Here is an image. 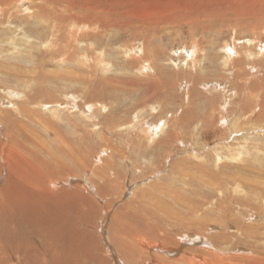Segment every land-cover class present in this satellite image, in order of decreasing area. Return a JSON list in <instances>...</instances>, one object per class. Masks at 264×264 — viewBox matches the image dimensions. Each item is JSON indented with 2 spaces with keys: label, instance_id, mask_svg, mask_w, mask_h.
I'll list each match as a JSON object with an SVG mask.
<instances>
[{
  "label": "bare ground",
  "instance_id": "bare-ground-1",
  "mask_svg": "<svg viewBox=\"0 0 264 264\" xmlns=\"http://www.w3.org/2000/svg\"><path fill=\"white\" fill-rule=\"evenodd\" d=\"M38 1H40V4L37 5L38 8L36 11H33L31 5L29 6V9L31 10L27 15H33L36 19L34 23L29 24L27 23V18L25 20L19 13H13V11L20 5L21 10L27 12V2L22 3L21 0H0V27L3 25L2 29H0V33H4L8 30H11L13 33L20 34L21 40H29L28 38H32V40H34V45H31V47L29 48V54L31 56H28L26 58L27 64H24L26 66L25 72L19 70V68H16V66L5 64V62L3 61V57H5L4 60H11L13 58L6 57L10 54L11 51L9 49H6L2 44H0V56L2 55V58L0 59V88L10 86V84L12 85L18 83L21 84L24 89L32 90L33 94L28 99L29 105L46 100L56 101L59 95L57 93L56 88H51L52 85L67 86V88H65L66 90L62 93V96L70 95L74 90H76L78 85L86 84L87 87L91 88V79L93 77L94 72L88 73L86 75L84 74V72L87 71L89 67H91L99 76H102L103 73L106 74L102 81H106L107 85L102 87V85L100 84V80H97L98 83L96 82L94 84V87H92L88 92L82 91V96L79 98L80 101H76L78 105H80V102H83L85 100H91L89 102L84 103L86 105V109H92L94 107V103H99L100 106H102V109L98 107V112L94 111L91 116L89 115V117H87L88 115H86L85 120L91 122L89 123L82 120L81 125L76 128L77 130L87 127L88 125H92L93 130H98L100 128L105 129L102 126L99 118L100 116H103V114L108 123H112L115 120H128V118H123V116L121 115L117 119H115L114 110H111L109 113H103L102 111L105 109L107 110V108L109 107L107 103L100 99L103 94H107L113 89H119L122 90L124 93L132 94V96L139 99L138 101H134L133 104L130 106V113L135 114V116H133L135 117L133 121V127L136 131H141V134H139L134 140V142L137 143L134 146V151L137 152L138 156L140 154L149 153L150 149L152 148V166L157 165L160 169L165 164L164 157H155V155H157L156 152L158 153L159 151H164V148H167L168 151H170L171 149L169 147L172 148L175 142L177 141L180 142L181 145H184L186 148H188L189 152L192 151L188 155L187 161L191 160L193 163L197 162L193 166L190 165L189 171H186L185 169L180 168L178 166L183 163V159H181L176 164L169 165V175L166 177V179L167 181L169 180L168 190L171 192V194H169V196L167 195L169 199L166 200L170 201V207L166 204V206L169 208L165 211V214L168 215L170 219L169 222L168 220H164L166 219L165 217L164 219L160 218H163V216H156L157 222H152L151 228L149 219L150 215L148 214V211L139 206V210L145 212V214L148 215L147 220L145 219V215L143 214V217L141 218L138 216V222L136 225H120L117 227L118 230H125L126 233L130 234H134L132 232L134 230L141 231L146 236H150L152 238V241L159 240L158 234L167 237L164 240L163 244L171 246L172 248H164L165 246H158V250L173 253L178 257L172 261H168L167 259H165L162 264H209L219 259L218 253L221 252L220 248L223 242L228 243V248H226L225 251L230 252V254L236 255H230L229 259L241 257L243 260H245L246 264H250L251 262L254 263L256 261H259L260 264H264V248L259 247L260 244L258 245V243L264 241V238L261 236H264V233H261L259 229L261 227V224L259 223V225H256L258 229L256 232H253L254 225H251L250 228V226H247L248 223H245L239 218V216L242 215L244 218L250 220L253 219V214H264V186H260V184L256 183V181H252L251 179H245L243 181L240 180V178L236 174V171H233L232 169H225V163L221 164L220 168L216 164V159L212 156L211 153L212 150H216L217 159L219 158V155L222 152H225L228 155H226L228 158H234L235 156H238L241 153H247L246 150L250 149L248 148V146H246V144L239 143L234 148V143L231 144L229 141L233 136L234 140L239 142V133H243L242 136H249L240 138L248 140L246 141V143H252V145L255 147V150L257 152L260 151V144H254V140L252 141V139L253 137L255 138L256 136H261L260 133L264 132V129L262 128L263 126H257V121L259 120L260 113L264 111V105H259L258 108H261L262 111L258 109V111L256 112V107H252L256 101H253L254 103L247 104L246 106L242 105V107H238L236 101L234 100L230 103L227 101L225 103L218 102V106H216L215 99H217V96L216 98L206 97V102L208 104L206 102H203V99L202 101H199L198 98L201 97V92L199 89H197V87L198 85L204 84L206 82L203 81V78H207L205 75L206 73H202L200 68L206 67L207 64L202 63H205L209 56L207 53V49L201 44V42L197 43L198 40H196V37L200 34L204 38L210 36L211 34H214V26L217 23L222 24L225 23L227 20L231 22L232 18H234V20L238 21L239 23L247 22L246 19L241 18V15H247L248 20H250L251 22H254L255 20L260 18H264V0H262L256 6L257 10L255 13L253 9L254 5L250 0H247L246 6H240L241 2L235 3L229 0L217 3L201 2L195 6L181 4L180 8L182 9L183 13L180 14L176 19L171 20L152 18V21H146L144 20L145 18L143 16L132 15L126 12L124 9L113 5L110 0L109 4L106 0H88V4L86 6L79 7H70V5L74 4L75 1L79 0H59L65 8L63 10H59L57 8V3L54 0ZM38 20H40L41 22H46V25L40 26L38 24ZM185 21L188 24L189 33L191 31L192 38L194 39V41L192 42V46H190V50H186V52L189 53L187 59L185 57V59L188 61V64L193 67L195 73V76L191 77L193 81L192 83L190 82V89L184 93V95L188 97L189 101L186 103H182L177 108V112L172 115V118L170 117V113H166L167 111H174V108L169 109V107H165L170 106V102L165 103L163 113L166 114V121H163V119H161L157 123H148L146 121V118H149L151 116H149V113L146 114L147 112L144 113V98L151 97L152 92L155 93L157 91L154 86V83L162 73L161 66L155 64L157 61L155 60V58H157L159 50L157 49L155 51H152L154 49V47L152 49V45L154 44V42H152V39L155 37L158 38V35L163 33L166 29H168L169 31H172L173 28H177V30H180L178 27H181L180 25H182ZM65 22L76 24L77 26H79L80 30L83 28L85 29V31L80 33L79 38H75V33H72L70 37H68L70 28H67L64 33L62 29V24H64ZM8 24H12L17 27L15 30H12L8 27ZM48 30L50 31L48 32ZM148 30H150V32ZM48 35L50 37H53V41L56 40L55 37H61L67 43V45L65 46V48L59 47L57 50H50L49 52V49H42V44L48 42ZM143 36H145V38ZM142 37L144 38L141 46L142 53L138 56H132L127 54V56L131 57V60L127 62L128 65H135L132 67L141 68V70L143 65L146 66L147 69H145V72L141 74L142 78L134 77L128 79V77L126 76H114V74L112 75L107 72L103 66L88 65L89 52H98V45L104 44V40H102L103 38H107V44H114L115 42L119 43L118 41H123L128 46L123 51H129L132 48L130 42H132L133 39H141ZM77 40L85 42L88 45L89 43L90 45L93 44V48L89 49V47H86L88 51L86 58L83 59L81 63L79 62L78 66L74 71H63L62 74H57L56 72L49 73L46 70H43L44 68L41 67V65H47V63H45L44 61V57L46 55L49 56L52 60L58 58H61L63 60H70L74 54H78L79 48L69 45ZM7 41L8 43L11 42L9 39ZM203 41L208 43V46L211 48H214V45L216 44L215 39L206 38ZM53 44L54 42L51 43V45ZM101 46V48H103L104 45ZM227 47H230V49L226 50ZM227 47H224V52H226L230 57H232V60H234V62L236 61L239 63L241 58H236L237 53L235 54V48L232 45H228ZM198 52H201L204 58H200ZM78 56L79 58L83 57L81 55ZM230 57L227 56V58ZM244 62L245 64H247L245 58H243L241 65H243ZM252 64L253 66L249 64L252 72L263 65H260V62H258L256 66L254 63ZM34 67L38 69H35ZM27 70L29 72H27ZM165 71L166 70H163V72ZM260 71L261 70H259V72ZM244 72L245 70L237 72V75L235 76L233 82V91H239V89L236 88L237 85L242 86L240 87V89H250L252 88V86L254 87L255 85H259L258 87H262L260 81L263 80H255L256 77H252V72H250L249 75H245ZM7 77L11 79H8ZM33 77H35L36 80H33ZM143 78H148L152 81H150L149 85L141 89V87L138 86L144 85ZM162 79L164 82L169 83L168 79L165 80L164 77H162ZM250 79L251 83H249ZM38 80H42V83L47 86L46 90L43 89L41 86H39L36 90L33 89V85ZM256 81H258L259 83H256ZM96 84L97 86L95 87ZM218 84H215V86L212 87L214 89L222 87L221 84ZM253 90H250L252 94ZM219 94L222 97L224 96V94L222 93ZM13 95L14 94L12 92L11 95L9 94L8 96L0 95V99L6 100L2 103L3 105L1 104V106H6L8 108L2 111V108L0 107V127L2 128L0 129V158L4 155L6 148H9V153H12V150L10 148L15 149L16 142L18 143L22 139L23 134L27 135L26 130L29 128V124L33 125V123L37 124L43 122V117L39 113L33 114L26 107H20L17 105L18 108L21 110L19 114L17 111H13L14 109H16L15 103H13V101L18 97V94L16 93L14 96ZM7 98L9 100H7ZM71 98L73 99L71 106L73 108L77 107L75 103V96L71 95ZM156 100L158 102V99ZM242 103H244V100L242 101ZM49 104H53L55 106H50L45 103H39L40 106L46 108L47 110H50L51 112L55 110L54 113L59 116L62 110L60 108L61 104H58L57 102ZM229 104L234 105L230 106ZM38 108L42 109L41 107ZM149 108V111L152 110L155 112L156 110V108H154L152 104H150ZM179 110H181V113H179ZM219 110H222V113L216 112ZM235 113H239V118L241 122L246 118L250 117L251 115L252 118L250 120V123H242V130L239 131V129L235 127V130L231 129L234 132L232 131L231 134L228 135V133L226 132L227 127L232 128L238 123L237 122L235 124L234 122V124H231L230 121V115ZM219 114H221V116ZM163 116L164 115H162L160 118H163ZM237 116L235 117L234 115L235 121L239 119H236ZM38 117L40 119V122L37 121ZM25 118H27V121L25 120ZM92 120L94 121L92 122ZM261 122L264 123V120L260 121V123ZM193 123H195L193 131L195 132V134H197L196 139H193L189 135V131ZM128 125H130V123ZM179 126L182 127L179 128ZM5 129L6 131L4 132L3 130ZM55 131L59 134L61 133L60 129H57ZM190 134L192 135L191 132ZM94 135H102L101 138L106 139L103 133H97ZM85 137L88 142H90L92 135H88V133H86ZM175 137L176 141H173ZM60 139L62 141L64 140L63 134L60 135ZM181 139H186V144H184V141H180ZM195 140L203 141L204 144L202 146L196 147L195 143L198 141ZM66 141L69 144H72L69 141L67 135ZM145 141L147 143H145ZM141 142L144 146L138 144ZM205 143L208 144L205 147V149L207 150L206 152H204L202 149V147L205 146ZM81 145L82 146L79 149L82 150V154L85 157L89 158L88 148L84 145V143H82ZM91 145L94 144L91 143ZM25 146L28 145L25 144ZM66 146L67 149H72V146ZM180 148L181 147H178V149ZM63 149L66 148L64 146L59 148L58 151H62L58 155L68 156L72 153ZM226 150L228 152H226ZM24 151L31 152V149L26 148ZM43 153L44 151L39 150L38 157H34L33 159L30 157L29 154L27 155V160L26 158L17 155L19 161L25 163L29 168L35 169L37 173L36 182L39 186L46 187L50 182L54 184V180L59 178H56L54 176L61 174L60 177H64L66 175H70L72 173V170L75 169V165L73 163L58 161L55 157L50 163L42 162L45 159L42 156ZM205 157L207 158L206 162H198V160H205ZM251 160L252 162L258 160L257 164H252L253 168L257 170L264 168V162H262L260 158H255L253 156ZM105 161L106 168L102 169L101 172H104L106 170L105 173L107 174V171L110 170V167L107 166H110L111 163L109 159ZM113 162L117 165V162ZM149 162H151V160H149ZM0 166L2 165L0 164ZM193 168H195L196 170H193ZM194 171H197L198 173L200 172L202 174L201 177L195 176L197 174L194 175ZM10 172L12 173L11 170ZM172 173H175L178 176L175 177V179H172ZM79 177H84V175L79 176L78 173H74L68 178L67 182H64V184H68L77 189H83L84 191L90 190L92 188H95V191L97 190V188L99 189L100 186L98 184L97 186L93 184L92 180L94 179H92L91 177L86 176L84 177L86 178L85 180ZM96 180H98L97 182H99V179L96 178ZM101 182L102 187H100V191L102 192L105 191V186L109 187L110 189L112 188L111 185L114 183L113 179L109 177H102ZM165 182L166 181H164V183ZM174 183L178 184L177 187L179 188H175ZM9 185L10 184H6L4 186L9 187ZM25 185L34 186L36 184H30L26 182ZM231 185H235V189L243 187L246 192L245 194H247V192L248 194L242 198L236 197L237 195L232 194V190L230 189ZM163 186L166 187L167 184H164ZM160 190L162 191V189ZM160 192H158L159 195L162 193ZM153 194H155V191ZM162 197H159L157 199L160 200V198ZM60 198H64L66 201H69L66 197ZM79 200L83 203H86V205L88 202L91 201L90 197L88 196L84 198L80 196ZM158 201L154 202L157 203ZM211 202H213V205L211 207H206ZM233 204L239 205L240 211L238 213L234 211V208L232 206ZM0 206L2 209L0 211V242H2L4 239L5 242L3 245H6L4 247L0 246V264H49L50 258L47 256L46 248L48 241L47 234L50 235V238L52 240H58L60 242L58 255L53 260L54 264H74V262L78 258L79 253L81 251L86 252L88 250L89 244L86 243L88 242L87 231L75 226L69 217H65L66 214L61 213L60 216L54 217L53 221L48 222V219L47 222L45 221V223L38 221L33 236H31L28 240H22L21 236L18 235L17 231L9 227L8 222L15 220L14 218H18L23 224H31V221H29L28 217L26 216L29 206L25 204L22 200H18L13 203L12 201L6 199L0 201ZM217 210L220 213H218ZM38 211L40 213L39 215L41 216L44 211L43 207L38 208ZM102 212L103 211H101V213ZM6 214H9L10 216ZM96 214H98L97 210ZM157 214L158 212H156V215ZM128 222L129 221H126V223ZM261 222L264 224V221ZM218 223L223 227L224 231L222 230V233H220V231L219 233L215 231L217 228L216 224ZM50 224L52 225V227L49 228ZM54 225L58 226V229L55 231L52 230ZM113 225H117L116 219H114ZM233 225L235 227H233ZM165 226H172L173 229H171V231H168L167 229H169V227L166 229ZM46 227L47 229L45 230ZM208 227H210L208 231L211 230L212 233L210 232L208 234V231H205ZM230 227L235 228V232L238 235L231 233L230 230L232 229H230ZM21 228H23L22 225ZM145 235L143 236V238H140V240L147 242L148 245L147 237H145ZM39 237L43 239L42 243H40V241L38 240ZM231 242H234V247L230 246ZM37 243L40 244L37 246ZM188 243H193L196 245V247H185ZM245 249H247V251L252 254H256V257L252 258L250 254H248L249 256H247V254L245 253ZM20 251L24 254L25 262L19 256ZM246 258L248 259L246 260ZM235 264L242 263L239 260Z\"/></svg>",
  "mask_w": 264,
  "mask_h": 264
},
{
  "label": "rangeland",
  "instance_id": "rangeland-1",
  "mask_svg": "<svg viewBox=\"0 0 264 264\" xmlns=\"http://www.w3.org/2000/svg\"><path fill=\"white\" fill-rule=\"evenodd\" d=\"M21 1L22 3L27 2L26 8L28 9V11L27 12L22 11L20 5L13 11V13H19L25 20L27 18V23L29 24L34 23L36 21L34 16L27 15L31 10L29 9V6L31 5L33 11H36L38 8L37 5L40 4V1L38 0H21ZM54 1L57 3V8L59 10L65 9L63 7V4H61L59 0H54ZM106 1L109 4V0ZM222 1L225 0H110V2L113 3V5L118 6L121 9H124L126 12L132 15L143 16L145 18L144 20L146 21H152V18L171 19V20L176 19L180 14L183 13L182 9L180 8L181 4H188L190 6H195L201 2L217 3ZM229 1L235 3L241 2L240 6H246V2H247V0H229ZM250 1H252L254 5L253 9L255 13L257 10L256 6L262 0H250ZM87 2L88 0L75 1L74 4L70 5V7L86 6L88 4ZM241 18L246 19L247 22L239 23L238 21L234 20V18H232L231 22L227 20L225 23L222 24L217 23L214 26V30H215L214 34H211L210 36H207L205 38L202 37L201 34L196 37V40H198L197 43L201 42V44L207 49V53L209 56L208 59L205 61V63H202V64H207L206 67L200 68L202 73H206L205 75L207 78L206 79L203 78V81L206 82L204 84L198 85L197 87V89H199L201 92V97L198 98V100L202 101L203 99V102H206V97L216 98L217 96V99H215L216 106H218V102L225 103L227 101L230 103L231 101L234 100L236 101L238 107H242V105L246 106L247 104H251L256 101L252 107L253 108L256 107L255 111L257 112L258 109L262 111L261 108H258L259 105H264V82H263L264 81V55H263L264 54V18L257 19L254 22L248 20L247 15H241ZM38 24L40 26H44L46 25V22H41L40 20H38ZM180 26L181 27H178L180 30H177V28H173L172 31L166 29L164 30L163 33L158 35V38L155 37L152 39V42H154V44L152 45V49L153 47L154 49L152 51H155L157 49L159 50V54L157 58H155V60H157L155 64L161 66L162 73L154 83V86L157 89V91L155 93L152 92L151 97L144 98L145 101V104H143V109H145L144 113L147 112L146 114L149 113V116H151L149 118L147 117L148 119L146 118V121L148 123L149 122L152 124L157 123L161 119H163V121L164 120L166 121L167 117L165 115L169 113L171 115L170 117L172 118L173 117L172 115H174L177 112V108L182 103H186L189 101L188 97H186L184 93L190 89L191 86L190 82L192 83L193 81L191 77L195 76V73L193 67L190 64H188V61L186 60L187 56L189 55V53H187L186 50H190V46H192V42L194 41V39L192 38L191 31L189 33L188 24L186 21L183 22V24ZM2 27L3 25L0 27V29H2ZM8 27L12 30H15L17 26L8 24ZM67 28H70L68 37H70L72 33H75V38L76 37L79 38L80 33L85 31V29L82 28L80 30L79 26H77L76 24H71L70 22H65L64 24H62L63 33ZM49 31L50 30H48V32ZM148 31L150 32V30ZM143 37L145 38V36ZM143 37L141 39H133V41L130 42L132 48L129 51H123L126 49V47H128L123 41H118L119 43L115 42L114 44H107V38H103L102 40H104V44L98 45L99 47L97 48L98 52H91V53L89 52L88 65L103 66L107 72H109L112 75L114 74V76L115 75L126 76L128 77V79L134 77L142 78L141 74H143L145 72V69H147L146 66L143 65L141 70V68L132 67L135 65H128L127 62L131 60L130 59L131 57L127 56V54L132 56H138L139 54L142 53L141 46L144 40ZM20 38H21L20 34L13 33L11 30H8L4 33H0V44H2L6 49H9L11 51L10 54L7 55L6 57L13 58L11 60H4L5 57H3V61L5 62V64L16 66V68H19V70L25 72L26 66L24 64H27L26 58L28 56H31L29 54V48L31 47V45H34L33 43L34 40H32V38H28L29 40H21ZM48 38H49L48 42L42 44V49H49L48 52L50 50H57L59 47L65 48V46L67 45V43L61 37H55L56 39L55 41H53L52 39L53 37H50L49 35ZM206 38L215 39L216 44L214 45V48L209 47L208 46L209 44L203 41ZM8 39L11 41L10 43H8L7 41ZM52 42H54L53 45H51ZM69 45L79 48V53L74 54L72 56L73 60L72 58L70 60H63L61 58L52 60L49 56L46 55L44 57V61L45 63H47V65L42 64L41 67L44 68L42 69L46 70L49 73L56 72L57 74H62L63 71H74L78 66L79 62L81 63V61L86 58L88 52L86 47H89V49L93 48V44L90 45L89 43L88 45L85 42H81L79 40L74 41V43H71ZM101 45H104L103 48H101L102 47ZM228 45H232L235 48V54L237 53L236 58L238 57L241 58L239 63L236 61L234 62V60H232V57H230L226 52H224V47H227ZM229 49L230 47L226 48V50ZM198 54L200 58L201 57L204 58L201 52H198ZM78 55H81L83 57L79 58ZM227 56L230 58H227ZM1 58L2 55L0 56V59ZM243 58L246 59L247 64H245L244 62L243 65H241ZM258 62H260V65L261 64L263 65L252 72L249 64L253 66L252 63H254L256 66ZM163 70L166 71L163 72ZM241 70H245L244 72L245 75H249V73L252 72L253 73L252 77L254 76L256 77L255 80L258 81L263 80L260 81L262 87H258L259 85L257 86L255 85L254 87L252 86V88L250 89H245V88L240 89V87L242 86L237 85L236 88L239 89V91L238 90L233 91L234 88L233 82L235 76L237 75V72H240ZM259 70L261 71L259 72ZM27 72L29 71L27 70ZM93 72L94 74L91 79L92 87H94V84L96 82L98 83L97 80H100V84L102 85V87L106 86L107 82L102 81V79H104V77L106 76L105 73H103L102 76H99L93 68L89 67L88 70L84 72V74L86 75L88 73H93ZM162 77H164L165 80L168 79L169 83L164 82ZM143 79H144V85L138 86L141 87V89L149 85L150 81H152L148 78H143ZM33 80H36L35 77H33ZM258 81H256V83H259ZM218 83L221 84L222 87H218L217 89H214L212 86H215V84ZM249 83H251V79ZM39 86H41L45 90L47 89V86L44 83H42V80L36 81V83L33 85V89L36 90ZM96 86L97 84L95 85V87ZM51 88H56L57 93L59 95L56 101L46 100L31 105H29L28 99L33 94L32 90L24 89L23 86L18 83L12 85L10 84V86L0 88L1 96H8L9 94L11 95V92L14 95L16 93L18 94L17 95L18 97L13 101V103H15V108H16L13 111H17L19 114L21 110L18 108V106L26 107L31 111V113L33 114L39 113L43 117V122H40V119L38 117L37 121L40 123L37 124L33 123V125L29 124V128L26 130L27 135L25 134L22 135V139L18 143L16 142L15 149L10 148L12 150L11 151L12 153H9L8 152L9 148H6L4 155L0 158V164L2 165L0 166V201L6 199L15 203L18 200H22L25 204L29 206L26 216L28 217L29 221H31V224H23L21 223L20 219L14 218L15 220L8 222L9 227L12 228L13 230H16L18 235L21 236L22 240H28L31 236H33L38 221L44 223L45 221L47 222V219L48 222L53 221L54 217H58L62 213V214H66L65 217H69L75 226H77L82 230L87 231L88 242L86 243L89 244L88 250L86 252L81 251L78 255V258L76 259L75 257L76 261L74 262V264H162L165 259H167L168 261L175 260L178 257L177 255L163 250H158L157 248L158 246H165L164 248L167 247L172 248L171 246H167L163 244L164 240L167 237L158 234L159 240L152 241V238L150 236L149 237L146 236L141 231L134 230L132 231L134 234H130V233H126L125 230L119 231L117 227L120 225L125 226L127 224L129 226L136 225L138 222V216L141 218L143 217V214L145 215V219L147 220L148 215L145 214V212L140 211L139 206H141L142 208L148 211V214L150 215L149 219H150L151 228H152V222H157L156 216H163V218L162 217L160 218L164 219L165 217L166 219L164 220H168V222L170 221L168 215L165 214V211L170 207L169 206L170 201L168 200L169 201L168 204V201L166 200L169 199L168 196L169 194H171V192L168 190L169 180L167 181L166 179V177L169 175V165L176 164L181 159H183V163L178 166L180 168L185 169L186 171H189L190 165L193 166L195 163H197V162L193 163L191 160L187 161L188 155L192 151L189 152V149L186 148L184 145H181L180 142H177L175 140L176 139L175 137L173 141L176 142L175 144L173 142L174 145L172 148L169 147L171 149L170 151H168L167 148H164V151H159L158 153L156 152L157 155H155V157L158 156L164 157L165 166L163 165L162 168L160 169L158 168L157 165L152 166L153 165L152 148L150 149L149 153L140 154L139 156L137 155V152L134 151V146L137 144L136 142H134V140L137 138L139 134H141V131H136L135 128L133 127V121L135 119V117L133 116H135V114L130 113V106L133 104L134 101H138L139 100L138 98L132 96V94L124 93L122 90L119 89H113L109 93L103 94V96L100 99L109 105L107 110L106 109L102 110L103 113L104 112L109 113L111 110H114L115 119H117L121 115L123 116V118H128V120H117V121L115 120L112 123H108L105 119L104 114L102 113L103 116H100L99 118L102 126L105 129L100 128L98 130H93L92 125H88L87 127L77 130L76 128L81 125L82 120L89 123L91 122L85 120L86 115H88L87 117H89V115L91 116L94 111L98 112L97 111L98 107L102 109V106H100L99 103H94L93 104L94 107L92 109L90 108L86 109V105L84 103L89 102L91 100H85L83 102H80L81 104L78 105L77 101H80L79 98L82 96L81 92L82 91L88 92L91 88L87 87L86 84L78 85L76 90H74L70 95H63V96L62 93L66 90L65 88H67V86L52 85ZM251 89L253 90V94L250 92ZM219 93L224 94V96L222 97ZM71 95L75 96L76 98L75 103L77 107L73 108L71 106L73 100L71 98ZM156 99H158V102ZM7 100L9 99L7 98ZM243 100L244 103H242ZM4 101L6 100L0 99L1 102L0 107L2 108V111L4 109H8L6 106L5 107L1 106V104ZM53 102H57L58 104H61L60 108L62 110L59 116L54 113L55 110L51 112L50 110H47L46 108H43L42 106L39 105V103H45L50 106H55L53 104H49ZM169 102H170V106H165V107H169V109L174 108V111H167V113L164 114L163 113L164 105L165 103H169ZM150 104H152V106L156 108L155 112L152 110L149 111ZM233 105L231 104L230 106ZM38 107H41L42 109ZM221 111L222 110L216 112L222 113ZM179 113H181V110H179ZM162 115H164L163 118H160ZM219 115L221 116V114ZM234 115L235 117L237 116L236 119H238L240 116L239 113L230 115L231 124H234V122L235 124L237 122L238 123L236 124V126L234 125L232 128L227 127L226 132L228 133V135H230L231 132L233 131L231 129L235 130V127L238 128L239 131L242 130L243 129L242 123L243 122L250 123V120L252 118L251 115L250 117L246 118L241 122L240 118L235 121ZM25 120L27 121V118H25ZM263 120H264V111L260 113L259 120L257 121L258 122L257 126H261V127L263 126L262 128L264 129V123L262 122L260 123V121ZM93 121L94 120H92V122ZM129 123L130 125H128ZM194 124L195 123H193L191 126L192 129L190 128L189 135L193 139H196L197 134H195V132L193 131ZM181 127L182 126H179V128ZM0 129L2 128L0 127ZM57 129H60L61 131L60 134L55 131ZM3 131L5 132L6 129ZM190 132L192 133V135L190 134ZM86 133H88V135L89 134L92 135L90 142H88V140L85 137ZM97 133H103L106 139L101 138L102 135L100 136L94 135ZM61 134L64 135L63 141L60 139ZM65 134L67 135L69 141L72 144H69L66 141ZM260 134L261 136H256L255 138L253 137L252 139V141L254 140V144L255 143L257 145L260 144V148H259L260 151L258 152L255 150V147L252 145V143L249 142L246 143V141L248 140L244 138H240V137H249V136L246 135L242 136L243 133L242 134L239 133L238 134L239 142L234 140L232 136V138L229 141L231 144L234 143L233 145L234 148L240 143V144H246V146H248L250 150H246L247 153L244 154L241 153L240 155L235 156L234 158H228L227 157L228 155L225 152H222L221 153L222 155L220 154L218 159L216 158L217 157L216 150H212L211 153L212 156L215 157L216 159V164L221 168V164L225 163L226 165L225 169H232L233 171H236V174L238 175L240 180L243 181L245 179H251L252 181H256V183L260 184V186H264V168L260 170L253 168L252 164H257L258 160L254 162H252L251 160L252 157L254 156L255 158H260V160L264 162V136H262L264 135V132ZM153 141H157V140H153ZM180 141H184V144H186V139H181ZM195 141H198L195 143L196 147L202 146L204 144L203 141H199V140H195ZM82 143H84V145L88 148L89 158L85 157L81 152L82 150L79 149L82 146L81 145ZM91 143L94 145H91ZM145 143L147 142L145 141ZM25 144H27L28 146H25ZM138 144L144 146L142 142ZM66 145L72 146V149H67ZM207 145L208 144L205 143V146L202 147L204 152L207 151L205 149ZM63 146L66 148L63 150H67L68 152H72V153L69 154L68 156L58 155L62 151V150L58 151L59 148ZM178 147L181 148L178 149ZM26 148L31 149V152L24 151ZM39 150L44 151L42 156L45 159L42 162L50 163L55 157L58 161L73 163L75 165V169L72 170V173L70 175H66L64 177H60L61 174L54 176L56 178L59 177L58 179L54 180L55 181L54 184L50 182L46 187L39 186L38 183L36 182L37 173L35 169L29 168L25 163L19 161L17 157V155H20L21 157H24L27 160V155L30 154V157L33 159L34 157H38ZM226 152L228 151L226 150ZM106 158L109 159L112 165V166L111 165L107 166L110 167V170L107 171V174L105 173L106 170L104 172H101L102 169L106 168L105 160H108ZM149 160H151V162H149ZM113 161L117 162V165ZM200 161L206 162L207 158L205 157V160H198V162ZM10 170L12 171V173L10 172ZM193 170L196 169L193 168ZM74 173H78L79 176L84 175V177L86 176L91 177L92 179L95 180L92 181L93 184H95L96 186L98 184L100 187H102L101 186L102 177L104 178L109 177L113 179L114 183L111 185L112 188L110 189L109 187L105 186V191L103 192L100 191V187L99 189L97 188L96 191L95 188L84 191L83 189H77L68 184H64V182H67L68 178ZM199 173L197 171H194V175L197 174L195 176L201 177L202 174ZM171 176L172 179H175V177H177L178 175L172 173ZM84 177H79V178L85 180L86 178ZM96 178L99 179V182H97L98 180H96ZM164 181H166L167 183L166 182L164 183ZM26 182L36 185L27 186L25 185ZM6 184H10L9 187L4 186ZM164 184L165 185L167 184V186L164 187L163 186ZM174 184H175L174 187L176 188L178 184L176 183ZM153 187L156 190H154ZM235 187H236L235 185H231L230 189L232 190L233 195H237L236 197L242 198L248 194V192L247 194H245L246 192L243 187L236 189ZM160 189H162V191ZM154 191L156 195L153 194ZM158 192H160L162 195L161 194L159 195ZM80 196H82L83 198L88 196L90 197L91 201L88 202L86 205V203H83L79 200ZM60 197H66L69 201H66L64 198H60ZM159 197H162L164 200L162 198H160V200L157 199ZM161 199H162V203H161ZM154 201H158V202L156 203ZM166 204L169 207H167ZM212 205L213 202H211L206 207H211ZM232 206L234 208V211H236L237 213L240 211V207L238 204H233ZM40 207H43L44 210L41 216L39 215L40 213L38 211V208ZM99 209L103 212L101 213ZM1 210L2 209L0 206V211ZM96 210L98 211V214H96ZM156 212H158L157 215ZM217 212L220 213L218 210ZM6 215L10 216L9 214ZM253 215H254L252 216L253 219L250 220L244 218L242 215L239 216V218L240 220H243L245 223H248L247 226H250V228L251 225H254L253 232L257 231L258 228L256 225H259L260 223L261 227L259 229L261 233H264V224L261 222L264 221V214L261 213V214H253ZM114 219H116V224H117L115 226L113 225ZM125 219L126 221L129 222L126 223ZM218 224H216L217 228L215 231H217L218 233L220 231V233H222L223 227L220 224L219 225ZM21 225L23 226V228H21ZM50 227H52L51 224L49 225V228ZM168 227L169 229H167ZM233 227L235 226L233 225ZM233 227L232 228L230 227V229H232L230 230L231 233L238 235L235 232L236 231L235 228ZM165 228L168 231L169 230L171 231V229H173L172 226H167V227L165 226ZM46 229L47 227L45 228V230ZM57 229H58L57 225H54V227L52 228V230L54 231ZM209 229L210 227H208L205 231H208ZM0 232H1V228H0ZM210 232L212 233V231L210 230L208 231V234ZM144 235L145 237H147L148 245L147 242L140 240V238H143ZM261 236L264 238L263 235ZM47 239L48 241L46 248H47V256L50 258L49 264H54L53 260L58 255L60 242L58 240H52L49 234H47ZM38 240L40 241V243L43 242V239L41 237H39ZM4 242L5 241L3 239V241L0 242V246L2 247L6 246L3 245ZM40 243H37V246ZM263 243L264 241L258 243V245L260 244L259 247L264 248ZM230 246L234 247V242H231ZM185 247H196V245L193 243H188L186 244ZM226 248H228V243L223 242L220 248L221 252L218 253L219 259L209 264H235L239 260L241 261L242 264H246L245 260H243L241 257L239 258L235 257L229 259L230 255L232 256H236V255L230 254V252H226L225 251ZM245 250L247 256H249L248 254H250L252 258L256 257V254L250 253L249 251H247V249ZM19 256L25 262L23 252L20 251ZM247 259L248 258H246V260ZM250 264H260V262L256 261L254 263L251 262Z\"/></svg>",
  "mask_w": 264,
  "mask_h": 264
}]
</instances>
